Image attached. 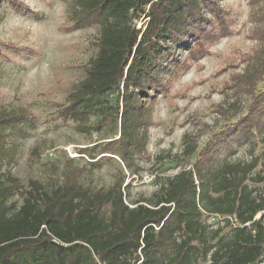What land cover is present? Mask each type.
Instances as JSON below:
<instances>
[{"label": "trees", "instance_id": "16d2710c", "mask_svg": "<svg viewBox=\"0 0 264 264\" xmlns=\"http://www.w3.org/2000/svg\"><path fill=\"white\" fill-rule=\"evenodd\" d=\"M64 1L70 29L97 27L99 37L97 54L59 117L82 132L92 116L100 123L114 118L119 137L102 153L128 168L151 123L145 103L202 57L209 41L229 33L231 13L220 0ZM253 87L244 115L198 152L184 136L183 156L196 153L192 168L166 179L150 199L127 204L121 182L89 190L80 183L83 167L65 168L50 192L36 181L24 189L10 172L1 174L0 264H264L263 76ZM32 123L24 111H0V165L16 154L3 132L21 137V127ZM253 136L260 154L246 162L221 156ZM14 195L22 199L19 206L9 202ZM208 216L216 226L206 223Z\"/></svg>", "mask_w": 264, "mask_h": 264}, {"label": "rangeland", "instance_id": "374dc122", "mask_svg": "<svg viewBox=\"0 0 264 264\" xmlns=\"http://www.w3.org/2000/svg\"><path fill=\"white\" fill-rule=\"evenodd\" d=\"M16 1L24 12L0 0V111H24L33 123L21 127V137L3 132L16 154L0 165V177L10 172L24 189L36 181L50 192L65 168L77 166L84 168L80 183L89 190L121 182L127 204L150 199L166 179L192 168L196 153L183 156L184 136L198 152L214 133L244 115L254 83L264 78V0H220L231 13L229 33L209 41L202 57L189 61L188 68L169 78L165 92L145 103L151 123L142 150L129 155L127 168L117 156L102 153L119 137L114 118L100 123L92 116L82 132L58 113L97 54L99 29L72 31L64 0ZM262 151L259 137L253 136L221 156L246 162ZM21 201L18 195L9 200L16 206ZM205 220L217 224L213 217Z\"/></svg>", "mask_w": 264, "mask_h": 264}]
</instances>
